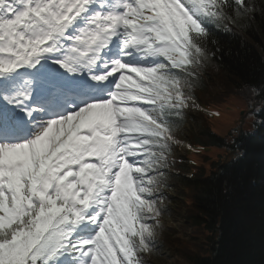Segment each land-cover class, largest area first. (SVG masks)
<instances>
[{"label":"snow or ice","instance_id":"6c2138e0","mask_svg":"<svg viewBox=\"0 0 264 264\" xmlns=\"http://www.w3.org/2000/svg\"><path fill=\"white\" fill-rule=\"evenodd\" d=\"M264 9V0H260ZM255 0H0V264H148L213 29Z\"/></svg>","mask_w":264,"mask_h":264},{"label":"trees","instance_id":"16d2710c","mask_svg":"<svg viewBox=\"0 0 264 264\" xmlns=\"http://www.w3.org/2000/svg\"><path fill=\"white\" fill-rule=\"evenodd\" d=\"M255 4L244 26L213 29L214 55L191 88L201 97L207 93L202 103L213 115L200 111L206 124L191 139L203 149L191 155L194 165L183 162L193 177L180 178L192 235L170 241L190 264H264V9L260 0ZM200 228L212 234L208 255L195 254L189 244Z\"/></svg>","mask_w":264,"mask_h":264},{"label":"rangeland","instance_id":"374dc122","mask_svg":"<svg viewBox=\"0 0 264 264\" xmlns=\"http://www.w3.org/2000/svg\"><path fill=\"white\" fill-rule=\"evenodd\" d=\"M217 87L219 86H212V89ZM186 92L191 94L195 104L199 105V107H188L185 109L183 124L178 126L174 133L177 143L172 146L168 156L169 168L167 169L166 180L160 185L159 191L156 193V206L161 210L159 223L149 221L152 225L155 240V250L147 254L151 264H175V261L190 264L182 253L176 251L180 245L176 246L170 241L177 239L187 240L192 235L193 230L186 217L187 209L185 196L181 193L180 178L182 175L190 176L191 171H188L189 168L183 169V162L189 163L188 155L192 149L191 133L199 131L206 124L205 118L200 114V106L204 100L203 97H207V93L202 91L201 95L203 96L201 97L193 89H186ZM242 111L241 114H244V110ZM239 122L240 116H237L235 125L239 124ZM250 122L251 120L244 127L251 128ZM216 131H220L219 127ZM229 149L233 150L231 146H229ZM211 235L210 232L201 228L195 230L193 238L189 241L190 246L195 250V254L208 255L210 253ZM181 247L183 246L181 245Z\"/></svg>","mask_w":264,"mask_h":264}]
</instances>
